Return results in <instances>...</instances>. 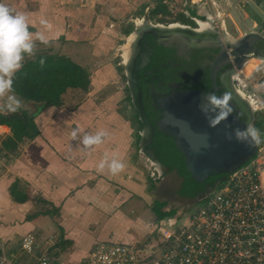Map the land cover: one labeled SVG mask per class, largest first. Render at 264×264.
<instances>
[{
    "label": "crops",
    "instance_id": "obj_1",
    "mask_svg": "<svg viewBox=\"0 0 264 264\" xmlns=\"http://www.w3.org/2000/svg\"><path fill=\"white\" fill-rule=\"evenodd\" d=\"M211 1L187 2V6L190 10L197 6V15H205L207 6L223 4ZM4 2L27 17L33 34L34 54L25 55L22 64L40 53L64 56L84 68L90 82L85 90L68 89L61 105L38 110L35 106L40 104L14 93L21 101L19 109L35 113L39 134L7 147L4 143L11 140L12 133L0 125L4 140L0 150V239L20 264H34L47 248L53 264H75L96 243L147 239L157 218L155 203H166L163 212L175 209H169L161 194L162 199L155 198L158 183L149 174L151 160L141 141L137 143L142 130L137 114L128 110L121 64L115 61L119 18L130 15L132 3L138 0ZM42 19L47 25L40 23ZM37 33H43L47 43ZM3 104L0 98V114L13 112ZM100 130L107 133L104 142L86 148L83 135ZM105 154L124 162V169L115 175L107 166L99 170ZM30 233L40 244L36 256L23 255L20 250L21 238ZM52 237L59 242L51 247Z\"/></svg>",
    "mask_w": 264,
    "mask_h": 264
},
{
    "label": "built area",
    "instance_id": "obj_2",
    "mask_svg": "<svg viewBox=\"0 0 264 264\" xmlns=\"http://www.w3.org/2000/svg\"><path fill=\"white\" fill-rule=\"evenodd\" d=\"M208 1L212 2L192 0ZM240 2L244 6L254 2L264 6V0ZM256 27L264 37V24ZM236 87L241 94L256 101L259 111H264V99L250 95L246 82L239 77ZM3 142L0 137V150ZM151 164L153 179L161 177L155 164ZM50 240L51 247L59 242L57 237ZM39 248L34 234L21 238L23 255L36 256ZM53 263L47 248L36 256L34 264ZM0 264H20L8 252L2 239ZM75 264H264V142L259 144L251 160L227 175L216 191L193 209L156 218L153 232L147 239L130 243H96Z\"/></svg>",
    "mask_w": 264,
    "mask_h": 264
},
{
    "label": "water",
    "instance_id": "obj_3",
    "mask_svg": "<svg viewBox=\"0 0 264 264\" xmlns=\"http://www.w3.org/2000/svg\"><path fill=\"white\" fill-rule=\"evenodd\" d=\"M173 24H154L150 21H145L142 26L136 24L133 31L136 36L131 44V54L129 60L124 62L127 87L132 104L136 106L129 65L133 57V47L142 35L151 36L155 43L165 47H170L175 41L184 45L221 46V51L215 56L210 70L214 90L210 93L203 90H183L169 94L159 102L162 118L156 124L158 131L173 138L177 149L184 157L187 171L192 179L203 184L210 176L231 174L257 153L259 145L250 146L235 138L234 130L243 129L247 122L243 121L234 111L225 116V109L208 98L216 97V77L221 63L224 60L230 61L231 57L238 58L248 51L257 50L255 47L257 44L264 46V37L257 31H250L240 38H233L218 28L215 23H212L211 29L203 31H198L200 29L198 27L193 28L180 23H176L178 26H172ZM220 31L224 42L220 40ZM259 58L264 60V53ZM140 121L143 125L141 134L143 151L155 163L159 172L169 173V170L156 159L149 149L153 133L142 114H140ZM224 180L225 178L218 180L212 187H208L205 194L194 200V205L214 193Z\"/></svg>",
    "mask_w": 264,
    "mask_h": 264
},
{
    "label": "flooded vegetation",
    "instance_id": "obj_4",
    "mask_svg": "<svg viewBox=\"0 0 264 264\" xmlns=\"http://www.w3.org/2000/svg\"><path fill=\"white\" fill-rule=\"evenodd\" d=\"M168 24L171 23H165ZM220 33V40L224 42L222 32ZM255 47V51H248L241 57H231L230 61L224 60L221 63L217 71L215 93L217 98L223 97L225 93L229 94L228 103L232 111L253 126L259 121V115L256 108L241 98L236 78L245 67L242 63L245 58H259L263 55L264 46L257 44ZM133 48L129 69L137 106L134 109L139 120L140 114L143 115L153 134L158 131L156 124L162 118L159 102L163 98L176 91L203 90L210 93L214 90L210 70L215 56L221 51L220 45H184L175 41L170 47H165L155 43L151 36L142 35ZM170 173H163L159 178V194L163 198L174 199L175 202L188 201L178 194L183 180L177 172L175 175Z\"/></svg>",
    "mask_w": 264,
    "mask_h": 264
},
{
    "label": "trees",
    "instance_id": "obj_5",
    "mask_svg": "<svg viewBox=\"0 0 264 264\" xmlns=\"http://www.w3.org/2000/svg\"><path fill=\"white\" fill-rule=\"evenodd\" d=\"M164 7L163 9L156 8L152 10V14H164L163 12H166ZM191 14L194 17L196 12L191 11ZM187 22L189 21L183 20L181 23L190 25ZM192 23L196 25V22ZM89 77V73L84 68L67 57L40 53L34 59L22 64V67L14 74L13 92L26 101L40 104V107L37 106V110L43 106H59L61 105L62 95L68 89H87L90 82ZM34 114L23 109L6 115L0 114V125H6L12 133L11 140H8L6 144L4 143L5 146L16 147L19 143L31 140L39 134ZM261 124L262 121H258L256 127L260 128ZM138 129H143L139 118ZM261 134L264 135V131ZM139 141H141V136L138 134ZM149 149L169 172L176 171L183 179L178 191V194L182 198L195 200L205 194L208 187H212L218 180L227 176L219 174L210 176L203 184L195 182L188 173L184 157L177 149L173 138L161 132H154ZM165 205V202L158 201L155 203L154 211L158 219L174 215V211H162Z\"/></svg>",
    "mask_w": 264,
    "mask_h": 264
},
{
    "label": "rangeland",
    "instance_id": "obj_6",
    "mask_svg": "<svg viewBox=\"0 0 264 264\" xmlns=\"http://www.w3.org/2000/svg\"><path fill=\"white\" fill-rule=\"evenodd\" d=\"M219 2H223L222 6L219 8H214L212 5L207 6L206 14L197 15V6H194L191 11L196 12V15L193 17L191 14L190 9H188L187 2H192L190 0H154V2H141L138 0L137 3H132L131 6L132 13L125 17H120L118 22V31L121 33L117 38V51L118 54L115 61L120 66V74L123 81V85L127 87V77L125 73V58H124V48L131 47L128 46L129 36L133 33L136 27L137 20H144L150 21L154 24L160 23L165 24L166 22L169 23H181L183 20H188L190 26L193 28L197 27V23L194 20L199 21H206V17H210L212 23H215L218 28L225 27V31L233 37V38H240L243 34L256 31L258 28L257 26H262L264 24V7L260 5V2H254L252 5L244 6L240 2V0H217ZM147 4V6L143 5ZM166 10L163 12L164 14L154 15L152 14V10L156 8H160ZM197 7V8H196ZM190 11V12H189ZM263 16V17H262ZM182 24V23H181ZM194 24V25H193ZM261 58L258 57H247L244 60H254L255 63L249 62L246 63L243 71H239L240 76L243 82L248 86V93L250 95H255L257 99H264V60H260ZM243 60V61H244ZM125 95H128V110L135 112L134 106L131 103V97L128 90V87L125 88ZM127 100V99H126ZM130 103V104H129ZM37 106H35L36 109ZM253 107L258 110L259 106H257L256 101L254 100ZM261 107V106H260ZM38 108V107H37ZM15 112V111H14ZM136 113V112H135ZM259 115V121H262L260 126L261 132L264 131V111H257ZM256 127V126H255ZM257 128V127H256ZM137 141V140H136ZM138 145L140 143L137 142ZM146 154V153H145ZM147 155V154H146ZM146 157V156H144ZM148 157V156H147ZM152 162V161H150ZM148 162L150 173L153 172L154 167L152 164ZM163 174V172H161ZM170 174L175 175L176 171L171 172ZM162 176V175H161ZM154 177L152 176V179ZM160 178V177H159ZM159 178L153 179L154 182L158 183V187L161 186ZM158 199H162V197L157 195ZM165 200L169 203V209H175V213H181L186 211H190L195 207L194 200L188 199V201H182L180 204L175 202L174 199H166ZM179 200V199H177Z\"/></svg>",
    "mask_w": 264,
    "mask_h": 264
},
{
    "label": "clouds",
    "instance_id": "obj_7",
    "mask_svg": "<svg viewBox=\"0 0 264 264\" xmlns=\"http://www.w3.org/2000/svg\"><path fill=\"white\" fill-rule=\"evenodd\" d=\"M40 23L47 25V21L44 19ZM37 38L41 42L47 43V39L43 33H37ZM33 54L34 39L33 34L29 30L27 17L23 13L15 11L4 0H0V98H3V107L7 111L14 112L21 107L20 99L13 92V77L22 67L25 55L31 56ZM208 99L220 105L222 109H225V116L232 111L228 103L230 99L229 94L225 93L220 98L211 96ZM234 133L235 138L239 142L247 143L250 146L259 145L264 142V135L261 134V130L251 123H247L243 129H235ZM72 135L75 138L77 130H74ZM106 136L107 133L103 130L96 131L94 134L86 133L82 137V143L86 148L101 145ZM105 166L115 175L124 169L125 164L119 159H110L105 154L98 165V169L103 170Z\"/></svg>",
    "mask_w": 264,
    "mask_h": 264
},
{
    "label": "bare ground",
    "instance_id": "obj_8",
    "mask_svg": "<svg viewBox=\"0 0 264 264\" xmlns=\"http://www.w3.org/2000/svg\"><path fill=\"white\" fill-rule=\"evenodd\" d=\"M144 22L145 21H143V20H137L136 21V24L138 25V26H142V24H144ZM179 23V22H178ZM199 25H197V27L198 28H200V29H198V31L200 30V31H203V30H208V29H211L212 28V20L210 19V17L208 16V18H207V20L206 21H198L197 22ZM172 26H178L176 23H174ZM196 27V28H197ZM222 29V31H224V32H227V31H225V27H222L221 28ZM135 34H134V32L129 36V38H128V41H129V44H128V46L129 45H131L133 42H134V40H135ZM124 52H125V54L123 55L124 56V58H125V62H127L128 60H129V57H130V54H131V47H125L124 48ZM244 59V58H243ZM261 61H262V59H260ZM249 62H255L254 60H252V61H248V60H244L242 63H243V65H247L246 63H249ZM239 94H240V96H241V98L243 99V100H245L246 102H248V104H250L251 106H253V104H254V100H251V98H249V97H247L244 93L243 94H241L240 92H239ZM155 164V163H154Z\"/></svg>",
    "mask_w": 264,
    "mask_h": 264
}]
</instances>
